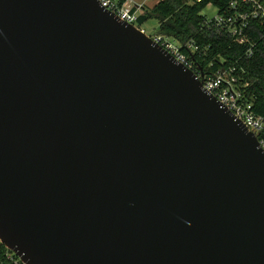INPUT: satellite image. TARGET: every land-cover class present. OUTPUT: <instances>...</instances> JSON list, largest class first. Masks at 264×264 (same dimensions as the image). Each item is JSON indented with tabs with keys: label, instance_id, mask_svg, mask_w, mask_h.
<instances>
[{
	"label": "water",
	"instance_id": "95a60500",
	"mask_svg": "<svg viewBox=\"0 0 264 264\" xmlns=\"http://www.w3.org/2000/svg\"><path fill=\"white\" fill-rule=\"evenodd\" d=\"M0 243L24 264H264V151L97 0H0Z\"/></svg>",
	"mask_w": 264,
	"mask_h": 264
},
{
	"label": "trees",
	"instance_id": "16d2710c",
	"mask_svg": "<svg viewBox=\"0 0 264 264\" xmlns=\"http://www.w3.org/2000/svg\"><path fill=\"white\" fill-rule=\"evenodd\" d=\"M191 1L157 0L152 7H145L138 22L142 24L154 17L158 21L156 33L171 36L180 43L192 40L203 51L200 57L194 55V61L200 67L210 65L209 69L213 70L220 66H234L246 99L251 102L254 112L264 118V21H251L244 30L251 44H239L226 30L215 26L208 28L201 14L209 3L220 12L231 0ZM249 50L250 56L247 55ZM183 51L190 55L188 50L183 48ZM261 134L264 136V127ZM7 251L0 243V263H6Z\"/></svg>",
	"mask_w": 264,
	"mask_h": 264
},
{
	"label": "built area",
	"instance_id": "2783aa9c",
	"mask_svg": "<svg viewBox=\"0 0 264 264\" xmlns=\"http://www.w3.org/2000/svg\"><path fill=\"white\" fill-rule=\"evenodd\" d=\"M97 1L101 7L116 14L119 20L131 24L145 33L138 22L140 14L147 7L144 3L135 0ZM201 1L203 0H192L191 2ZM204 17V23L208 28L215 26L220 30H226L239 44L250 43L244 30L248 28L251 21L259 20L261 23L264 21V0H231L225 9L219 12L217 8L215 15L210 18ZM148 36L171 54L177 62L192 70L200 79L202 88L214 96L221 106L229 110L257 138L259 146L264 151V136L261 134L264 118L254 112L251 102L246 99L234 66H220L213 70L209 69L210 65L200 67L194 61V55L200 57L203 51L192 40L180 43L168 35L155 33ZM183 48L188 50L190 55L186 54ZM250 54L249 50L247 55L250 56ZM5 257L7 259L5 264H24L10 250L7 251Z\"/></svg>",
	"mask_w": 264,
	"mask_h": 264
},
{
	"label": "rangeland",
	"instance_id": "374dc122",
	"mask_svg": "<svg viewBox=\"0 0 264 264\" xmlns=\"http://www.w3.org/2000/svg\"><path fill=\"white\" fill-rule=\"evenodd\" d=\"M135 1L136 2H142L147 6V8H150L156 3L157 0H135ZM216 12H217V8L214 7L212 4H208L205 6V8H203V10L201 11V14L210 18L213 15H215ZM140 27L148 35H153L157 32L158 21L156 18L150 17L147 20H145V22H143Z\"/></svg>",
	"mask_w": 264,
	"mask_h": 264
}]
</instances>
